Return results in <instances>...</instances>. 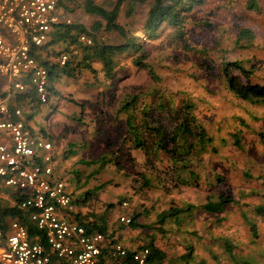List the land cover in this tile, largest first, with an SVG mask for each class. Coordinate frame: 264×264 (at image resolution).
<instances>
[{
  "label": "rangeland",
  "instance_id": "1",
  "mask_svg": "<svg viewBox=\"0 0 264 264\" xmlns=\"http://www.w3.org/2000/svg\"><path fill=\"white\" fill-rule=\"evenodd\" d=\"M234 1L228 6L229 0H205L196 6L186 16L187 33L183 38L166 24L152 38L140 34L150 2L136 6L132 16L127 14L126 3H122L118 22L127 25L138 39L142 38L156 82L146 70L133 65L137 53L117 57L109 80L96 60H88L90 67L83 66L87 63L82 58L83 46L66 47L54 39L39 53V60L47 63H56L59 53L66 52L69 56L67 69L72 75L50 82L55 94L50 95L49 105L28 104L38 108L35 121L53 137L48 136L58 155L57 166L65 170L66 186L74 195L75 210L79 204L76 194L100 187L87 199L90 215L104 217L108 233L115 231L121 237L128 228L119 223V216L130 218L141 213L138 222L143 228L133 233L127 231L129 234L124 238L143 245L153 239L168 259L183 255L190 247L195 264H236V260L264 264V221L253 212V207L263 202L264 143L257 135L264 133V105L236 99L221 77L223 62H238L250 71L253 84L264 86V0H254L251 8L248 0ZM59 2L61 14L70 20L69 25L90 30L99 21L85 11V0ZM93 2L112 11L117 0ZM240 29L248 30L253 37L247 48L235 46ZM94 39L114 44L117 35L100 30L94 33ZM231 74L238 75L235 70ZM238 78L243 82L241 75L237 77L239 81ZM0 88L1 96L7 87ZM136 91L143 93L147 104L169 97L175 105L180 101L193 104L196 124L208 131L217 151H206L193 158L192 176L188 174L190 170L170 172V162L164 155L157 161L146 162L139 151L120 150L116 138L124 133L125 121L135 109L119 115L117 110L124 96ZM70 99L80 106L69 103ZM12 100L17 103L16 97ZM141 103L142 100L137 107ZM17 107L25 113L31 109L28 105ZM30 125L33 123L29 121ZM235 133L239 134L241 150L232 145L231 135ZM68 148L71 154L66 151ZM105 155H117L118 159L103 168L89 164ZM72 173L78 174L79 188L73 182L75 176L70 177ZM140 174L146 175L151 185L134 193L133 185L138 184L133 181ZM221 195H230L235 203L219 214H207L199 209L208 199L217 201ZM6 203L1 205L6 207ZM187 205L192 207L191 216L181 225L172 219H164L160 224L158 216L162 212ZM250 222L257 227L256 239L251 237Z\"/></svg>",
  "mask_w": 264,
  "mask_h": 264
},
{
  "label": "built area",
  "instance_id": "2",
  "mask_svg": "<svg viewBox=\"0 0 264 264\" xmlns=\"http://www.w3.org/2000/svg\"><path fill=\"white\" fill-rule=\"evenodd\" d=\"M59 0H0V77L8 81L0 96V205L23 212L28 224L17 219L0 225V264H149L143 245L129 248L118 234L92 231L68 218L73 212L66 179L55 175L53 143L31 132L16 96L33 94L47 105L49 72L37 59L52 41L63 18ZM85 47L91 39L80 35ZM69 62L58 56L60 68ZM12 199V200H11ZM3 206V205H2ZM119 223L130 219L119 216Z\"/></svg>",
  "mask_w": 264,
  "mask_h": 264
},
{
  "label": "trees",
  "instance_id": "3",
  "mask_svg": "<svg viewBox=\"0 0 264 264\" xmlns=\"http://www.w3.org/2000/svg\"><path fill=\"white\" fill-rule=\"evenodd\" d=\"M204 1L205 0H117L114 9L112 11H107L104 8L95 5L93 0H85V11L88 14L99 18V21L94 23L90 30L77 24L59 25L53 38L55 39V43L60 42L66 45V47H69L70 45H78L82 47L83 45L78 41L80 35H86L89 39L93 38L91 39V41H93L91 46H83L82 58L87 62L83 66L90 67L88 60H96L102 66L103 75L107 80L112 76L114 60L117 57L128 53H137V57L132 61L133 65L138 69L146 70L152 81L156 82L157 77L151 66L147 63L148 54L144 49L142 38L138 39L136 33H133L127 25L118 22L120 6L122 3H126V7L128 8L127 14L132 16L136 6L150 2V7L146 13V20L143 24L144 26L139 33L146 35L148 38H152L157 34V31L161 29V25L166 24L169 28L176 30L179 37L183 38L187 33V29L184 26L187 21L186 16H189L196 6H201ZM234 2V0H229L228 6H231ZM253 2L254 0H248L247 5L249 8H251ZM58 4L60 7V2ZM191 18L192 16L190 17V21H192ZM100 30L107 34L115 33L117 35V42L113 44L110 41L100 42L94 39V33ZM252 39L253 37L248 30L240 29L237 32L235 46L236 48L241 49L247 48V44L250 45ZM59 54H57L56 57L59 56ZM42 63L49 71L50 82H57L61 77H70L72 75V71L67 69V65L60 68L56 63ZM221 70L222 81L225 83L228 92H230L236 99L251 105H264V86L253 84L251 82L250 79L252 76L250 71L242 68L238 62H223ZM231 70H235L238 75H241L243 82H240L239 78L238 81V75H232ZM92 72L94 71L92 70ZM238 82H240V84ZM49 92V95L51 96L55 94V89L50 87V84ZM15 97L16 100L23 98L24 100L30 99V103H38L33 94L23 96L16 95ZM124 97L125 98L122 100L120 107L117 110V115L122 112L129 113L131 108L135 109V111L128 115L124 124V133L116 138L118 142L120 141V150L132 149L139 151L145 157L146 162L157 161L161 155H164L170 162L171 168L169 171L173 172V174L174 171L179 170L181 172L189 171L192 168V159L197 158L201 153H205L206 151L216 153L217 148L212 145L213 138L205 128L196 124L193 115L194 106L190 101H180L175 105L172 103V97H169L167 100L159 98L155 102L147 104L143 93L139 91L132 94H126ZM141 100L142 103L139 108L137 106L138 102ZM50 102L51 101L49 100V103ZM69 103L80 106L71 99L69 100ZM38 105L40 107H47L49 104L40 105L38 103ZM80 109V118H82L83 109L82 107H80ZM80 118L79 121H81ZM257 136L259 141L264 143V133H258ZM231 139L233 147L237 150H241L239 134H232ZM47 140L51 141L49 138H47ZM66 151L71 154L70 148ZM53 158L57 161L58 155L55 147ZM116 159H118L117 155H113L112 157L105 155L98 160L90 161L89 164H99V167L101 166L103 168L106 163H113ZM191 171L192 170L188 172L190 176L193 175ZM97 172H99V170L93 172V174ZM76 175L78 174L72 173L71 177L75 176L73 182L78 186V178ZM61 176L65 178L66 173ZM133 184H138V188L133 185V192L139 193L143 189L149 188L151 181L146 175L140 174L139 179L133 181ZM79 187L80 186L77 188ZM99 189L100 187H97L92 191H84L83 202H79L80 206L83 208L86 207L87 203L85 201L89 198V194H91V192L96 193ZM261 198L263 199V202L255 205L253 207V212L256 217L264 221V192L261 194ZM234 203L235 200L230 195H221L218 197L217 201L212 202L208 199L205 204L199 207V209L207 214H219L223 212L225 207ZM87 207L85 208L86 210ZM191 210L192 207H190V205L180 209L178 207H171L168 211L162 212L158 216V219H160V224L164 223V219H172L174 223L181 225L185 218L191 216ZM24 215L23 212L15 207H10L8 205L4 207L0 205L1 226H4L8 219H17L22 224H28ZM141 216V213L132 214L129 218L130 223L124 226L129 230H139L143 228L138 222ZM79 222L92 231H98L105 235L111 234V236H114L115 234V231L113 233H108L107 222L104 217L90 215V211L88 210L82 219L79 218ZM249 231L251 237L256 239L257 227L253 222L249 223ZM139 245L143 244L140 243ZM143 246L149 251V264H195L194 257L192 256V249L190 247L186 248V252L183 255L168 259L167 255L155 246L153 239ZM235 263L248 264L242 260H236Z\"/></svg>",
  "mask_w": 264,
  "mask_h": 264
},
{
  "label": "crops",
  "instance_id": "4",
  "mask_svg": "<svg viewBox=\"0 0 264 264\" xmlns=\"http://www.w3.org/2000/svg\"><path fill=\"white\" fill-rule=\"evenodd\" d=\"M4 87L5 86V88L8 86V81H6V79L4 78V77H0V87ZM1 89V88H0ZM19 100V101H18ZM17 100V103H15L13 100H11V107H17V106H23V105H28L31 109L30 110H28L26 113L23 111V113H24V115H23V119H24V121H25V124H26V126L29 128L30 127V130H31V132H33V133H36V134H40L41 136H43L45 139H47L48 138V136H50V137H52V135H50L49 133H48V131L44 128V127H42V125H41V123H37L35 120V117L38 115V113L36 114V112H38V108H33L32 107V105H29L28 103L30 102V99L29 100H24L23 98H21V99H18ZM28 112H29V114H28ZM33 114H32V113ZM29 121L30 122H32L33 123V126H29ZM46 122H47V118H46V120H45ZM53 138V137H52ZM56 150V149H55ZM58 159V158H57ZM58 161H59V159H58ZM57 162V161H56ZM65 173V170L64 169H62L61 168V166L58 164V167H57V170H56V172H55V175L57 174V175H62V174H64ZM70 177H71V175H70ZM65 178H66V176H65ZM67 180V179H66ZM68 190H69V192L72 194V191L68 188ZM83 195H84V193L81 191V192H79L78 194H76V197H77V202H83L82 200H83ZM73 194H72V196H71V199L73 200L74 198H73ZM89 199V198H88ZM7 200H8V202H10L9 200V198H7ZM12 200V199H11ZM7 202V201H6ZM7 202V203H8ZM85 202H87V201H85ZM74 203V200H73V202H72V204ZM86 215V212H85V210L83 209V207L82 206H80V204H78V208H77V210H75V208H74V204H73V212H72V214H70L69 216H68V218L69 219H71V220H76L77 222H79V218H81L82 219V217L83 216H85ZM126 217V216H125ZM80 223V222H79ZM125 232H124V235H121V239H122V241L125 243V245L127 246V247H129V248H134L135 246H137L138 244H140V242H134V241H129V240H126L125 238H124V236H126L127 234H129L127 231H129V232H131V233H133V232H135L136 230H124ZM138 231V230H137ZM131 236V235H130Z\"/></svg>",
  "mask_w": 264,
  "mask_h": 264
},
{
  "label": "clouds",
  "instance_id": "5",
  "mask_svg": "<svg viewBox=\"0 0 264 264\" xmlns=\"http://www.w3.org/2000/svg\"><path fill=\"white\" fill-rule=\"evenodd\" d=\"M68 25H69V24H68ZM55 32H56V31H55ZM55 32H54V34H55ZM54 34H53V36H54ZM53 40H54V38L52 37V41H51V43L53 42ZM51 43H50V44H51ZM50 44H49V45H50ZM49 45H48V46H49ZM48 46H47V47H48ZM47 47H46V48H47ZM44 49H45V48H44ZM44 49H42L41 51H43ZM41 51H40V52H41ZM40 52H39V53H40ZM39 53H38V55H37V59H38V60H39V56H40ZM65 53H66V52H65ZM61 54H63V53H61ZM61 54H59V55H61ZM57 58H58V56H57ZM39 62H41V61L39 60ZM41 63H42V62H41ZM42 64H43V63H42ZM56 64H57V60H56ZM57 65H58V64H57ZM67 65H68V63H67ZM47 70H48V69H47ZM48 72H49V71H48ZM49 79H50V75H49ZM49 84H50V83H49ZM48 104H49V103H48ZM22 111H23V110H22Z\"/></svg>",
  "mask_w": 264,
  "mask_h": 264
}]
</instances>
